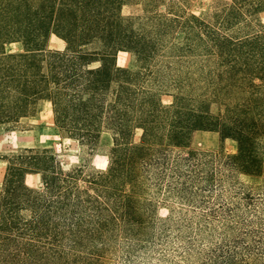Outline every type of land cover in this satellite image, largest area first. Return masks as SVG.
I'll list each match as a JSON object with an SVG mask.
<instances>
[{"label": "trees", "instance_id": "trees-1", "mask_svg": "<svg viewBox=\"0 0 264 264\" xmlns=\"http://www.w3.org/2000/svg\"><path fill=\"white\" fill-rule=\"evenodd\" d=\"M185 1L0 0V126L48 100L70 137L113 138L86 178L49 148L7 158L0 264H264V187L242 179L264 177V0L201 17ZM51 34L63 50L47 49ZM17 41L25 50L7 52ZM200 130L236 153L193 148Z\"/></svg>", "mask_w": 264, "mask_h": 264}, {"label": "rangeland", "instance_id": "rangeland-1", "mask_svg": "<svg viewBox=\"0 0 264 264\" xmlns=\"http://www.w3.org/2000/svg\"><path fill=\"white\" fill-rule=\"evenodd\" d=\"M226 0H187L184 8L188 13L198 16H210L217 11ZM124 15H140L143 13L140 4H127L122 8ZM264 22V12L260 13ZM66 42L55 34H51L48 42V50H63ZM7 52L24 51L22 42H12L5 46ZM117 63L122 67L137 68V62L131 52L122 51L117 56ZM165 103H170L172 98L164 96ZM140 131L135 132L134 139L138 141ZM113 145V138L109 132H104L96 146H88L78 139L70 137L61 130L54 121L52 104L48 100L39 103L33 116L23 118L19 123L0 126V188L3 183L7 166V158L19 153L25 148H49L59 160L65 172L76 168H82L85 178L103 171L109 163V152ZM192 147L205 151L234 154L237 151V142L233 139H222L216 131H196ZM43 177L41 175H29L27 183L32 187H41ZM242 179L251 184L264 187V177L243 176ZM83 184V182H81ZM159 214L163 218L171 216L169 210L161 207ZM113 264H123L118 258ZM153 264H157L153 262Z\"/></svg>", "mask_w": 264, "mask_h": 264}]
</instances>
